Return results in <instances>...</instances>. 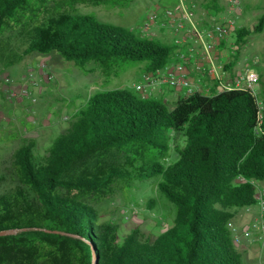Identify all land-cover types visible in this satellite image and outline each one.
Returning <instances> with one entry per match:
<instances>
[{
    "label": "trees",
    "instance_id": "1",
    "mask_svg": "<svg viewBox=\"0 0 264 264\" xmlns=\"http://www.w3.org/2000/svg\"><path fill=\"white\" fill-rule=\"evenodd\" d=\"M68 1L71 10H63L61 0H0V36L17 29L24 44L4 67L50 52L85 72L93 63L108 74L138 63L153 74L172 61L173 42L79 13ZM263 28L264 13L251 28L235 31V55L244 38ZM258 102L249 89L182 94L171 106L142 98L133 87L86 95L42 156L33 154L31 140L15 152V186L0 192V232L14 233L0 236V264H242L227 223L256 205L255 183L264 182V89L262 108ZM109 151L121 159L78 167ZM154 177L158 192L175 206L172 224L155 238L136 228L119 237L118 224L101 222L88 200L117 182Z\"/></svg>",
    "mask_w": 264,
    "mask_h": 264
},
{
    "label": "rangeland",
    "instance_id": "2",
    "mask_svg": "<svg viewBox=\"0 0 264 264\" xmlns=\"http://www.w3.org/2000/svg\"><path fill=\"white\" fill-rule=\"evenodd\" d=\"M63 10L70 9V1L61 0ZM174 0H119L123 5H114V0H86L73 1V9L82 14L94 15L98 20L141 32V26L146 15L151 11L160 12L171 6ZM70 2V3H69ZM199 13L215 10V14L222 17L226 15V0H197ZM50 5H52L50 3ZM242 12L237 22L239 28H251L263 13L264 0H241ZM208 18V17H207ZM18 30H9L0 36L2 42V60H0V192L4 193L15 186L10 173V165L15 152L26 141H34L33 154L42 156L55 136L66 129L72 120V114L86 95L100 90L119 89L132 87L141 75L145 73L144 64H130L112 73H107L97 65L89 63L86 66L93 70L85 72L74 63L63 60L56 52L47 54L31 53L24 56L13 66L4 67L3 62L15 59L24 49V44L17 34ZM164 43H170L171 38L167 33L154 31L148 37ZM233 65L227 69L235 74L241 68L248 66L259 75V81L255 84V95L262 99L264 89V28L261 33L244 38L236 55L230 56ZM45 63L50 72L54 74V80L48 82L44 79L38 89L28 100H8L6 98L9 89L19 91L21 83L27 77L28 67L31 64ZM229 64V63H228ZM194 76V73H190ZM6 79H8L6 81ZM230 80V78H228ZM204 89L212 85L211 80L204 78L201 81ZM178 89L168 87H153L151 96L160 98L168 106L179 97ZM205 93H207L205 91ZM78 95H81L78 97ZM28 101V102H27ZM62 115H67L68 120L63 122ZM175 158L171 154V159ZM121 155L117 151L100 152L87 157L78 164L87 169H97L117 162ZM158 178L154 177L146 181H137L131 185L117 182L113 190L106 194L91 195L89 202L99 212L100 221H115L119 226L118 235L123 237L136 228L142 235L155 238L165 231L173 222L175 206L169 202L156 188ZM256 193L264 195V182L257 181ZM153 201V204H149ZM129 203H135L139 212L132 216L131 221L123 220V211ZM148 205V206H147ZM249 210H257L256 206ZM154 212L161 218L159 221L150 219L148 212ZM246 211V209H245ZM247 212H239L231 221L237 226L252 224L255 222L258 210L254 218L245 220ZM247 213V214H246ZM243 244L235 246L239 251ZM241 252L242 264H264V249L257 245L245 246Z\"/></svg>",
    "mask_w": 264,
    "mask_h": 264
},
{
    "label": "built area",
    "instance_id": "3",
    "mask_svg": "<svg viewBox=\"0 0 264 264\" xmlns=\"http://www.w3.org/2000/svg\"><path fill=\"white\" fill-rule=\"evenodd\" d=\"M226 6V15L222 17L215 14V10L213 13H199L197 0H175L171 6L160 12L148 13L142 23L141 32L146 37L152 36L155 29L162 34L167 33L177 49L168 66L153 74L143 73L132 86L133 89L142 98L151 96V89L157 86L182 90L183 95L205 91L206 95H210L232 89L254 91V86L259 81L255 70L245 66L232 74L224 69L230 56L235 55V31L239 29L237 22L242 12L241 0H226ZM198 14L201 23L197 19ZM222 54L224 56H220ZM191 72L195 73L194 76L190 75ZM202 76L210 77L216 89L214 93L210 88L204 89ZM44 79L48 82L54 80V74L48 70L47 65L42 62L31 64L19 91L9 89L6 98L17 101L29 99ZM258 105L262 108L260 101ZM61 120L67 121L68 116L62 115ZM255 199L258 213L254 223L242 226H237L231 220L227 223L234 246L245 243L264 249V195L256 193ZM137 212L138 206L129 203L123 211V220L131 221ZM148 215L150 219L163 224L154 212L149 211Z\"/></svg>",
    "mask_w": 264,
    "mask_h": 264
},
{
    "label": "crops",
    "instance_id": "4",
    "mask_svg": "<svg viewBox=\"0 0 264 264\" xmlns=\"http://www.w3.org/2000/svg\"><path fill=\"white\" fill-rule=\"evenodd\" d=\"M172 3H174V1L172 2ZM209 12V11H208ZM202 14V13H201ZM197 19L199 20V23H201V18H199V14H198V16H197ZM220 56H224L223 54L222 55H220ZM221 58V57H220ZM223 58V57H222ZM229 61V60H228ZM227 61V62H228ZM226 64V63H225ZM191 73H193V72H191ZM195 74V73H194ZM204 78H206L207 80H210V77L209 76H202V79H201V81H204ZM209 88H210V90H211V92H215L216 91V89H215V87H214V85H210L209 86ZM182 90H180V91H178V94H179V96L180 95H182ZM25 100H28V99H25ZM28 102V101H27ZM247 212L248 211V209H246V211H245V209L243 210H239L237 213H239V212ZM256 212H257V210H254V211H252V210H249L248 211V215H246L245 216V220H250V219H252V218H254V216H255V214H256ZM247 214V213H246ZM236 216V215H235ZM235 218V217H234ZM162 233V232H161ZM160 233V234H161ZM244 246H242V247H240V250L238 251L237 249V251L241 254V252L243 251V250H245V246H247L245 243L243 244Z\"/></svg>",
    "mask_w": 264,
    "mask_h": 264
},
{
    "label": "water",
    "instance_id": "5",
    "mask_svg": "<svg viewBox=\"0 0 264 264\" xmlns=\"http://www.w3.org/2000/svg\"><path fill=\"white\" fill-rule=\"evenodd\" d=\"M44 232H46V233H52V234H60V232L59 231H51V230H43ZM14 232L13 231H2V232H0V236H2V235H6V234H13Z\"/></svg>",
    "mask_w": 264,
    "mask_h": 264
}]
</instances>
